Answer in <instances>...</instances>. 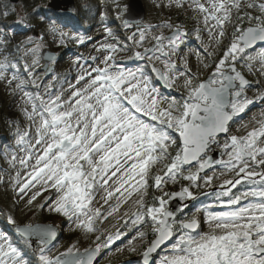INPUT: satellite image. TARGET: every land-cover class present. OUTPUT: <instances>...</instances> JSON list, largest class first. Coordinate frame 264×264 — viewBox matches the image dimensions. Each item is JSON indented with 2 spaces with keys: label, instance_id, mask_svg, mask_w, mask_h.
Listing matches in <instances>:
<instances>
[{
  "label": "snow or ice",
  "instance_id": "1",
  "mask_svg": "<svg viewBox=\"0 0 264 264\" xmlns=\"http://www.w3.org/2000/svg\"><path fill=\"white\" fill-rule=\"evenodd\" d=\"M177 6H183L180 0H177ZM192 6L193 10L204 14L206 25L210 20L216 22L214 27L220 29L217 43L225 35L224 26L231 23L233 27L229 44L203 80L192 72L186 60L185 71L180 72L172 59L187 34L180 26L173 27L167 21L147 24L130 19L127 6L116 17L124 29L135 27L126 40L136 46H142L154 28L172 29L170 35L161 33L152 37L151 47L134 53L138 59L161 61L162 69L153 64L151 70L168 87H173L178 78L186 77L183 82L186 95L180 100L168 99L167 107L162 106L163 98H158V90L152 86L151 78L143 68L125 70L117 64L115 54L126 45L118 41L112 28L105 27L104 32L117 42L102 43L97 49L108 53L101 61L103 66L97 65L79 75L76 84L69 86L71 95L67 100L62 93L53 94L51 81L45 86V95L39 92L42 84L37 83L39 77L34 69L40 66L35 57L41 52L42 45L38 40L42 36L34 33L14 45L18 54L34 56L31 65L25 63L23 66L32 79L28 82L21 79L16 89L23 90L28 84L37 89L35 93L24 92L25 104H30L31 110L25 106L22 111L30 125L27 131H17L16 143L23 146L26 153L19 163L30 171L24 182L17 172L16 185L20 194L36 185H41L40 191L54 189L57 198L50 211L63 215L85 233L99 231L98 222L102 223L116 213L133 193L138 194L136 211L131 214L130 222L137 227L149 225L150 233L155 237L142 253L143 264H152V253L162 245H167L168 251L155 264H264V110L259 119L252 118L254 126L244 136L231 135L223 145L228 149L227 160L216 162L208 155L213 144L218 142L217 137L228 135L231 123L242 118L257 101H264V92L253 98L246 94V89L252 85L237 69L241 64L242 68L252 72L259 64L255 70L264 74V3L208 0L206 5L201 0H193ZM116 7L119 8L118 3ZM253 7L258 8L260 14L253 15L248 11ZM0 15L7 16L8 10L0 11ZM20 23L26 31L31 29L23 21ZM69 24H72L71 20L61 21V24L49 20V31L59 33L60 44H65L66 38L83 44L84 36L62 30V25ZM209 32L211 35L212 30ZM29 44L33 47L25 51V45ZM257 47L259 51H256ZM45 55L47 63L43 68L46 74H51L58 54ZM81 59L83 57L77 56L76 62ZM89 59L95 61L99 57ZM16 67L17 64L5 57L0 61V78L5 70ZM16 79L14 75L12 80ZM56 79L53 75V80ZM81 84L83 87H79ZM142 117H150V120ZM33 126L34 136L31 135ZM11 159L14 163L17 158L13 155ZM193 162L198 165L196 171L184 175L185 168ZM213 163L223 165L234 177L224 180L222 191L217 192L220 204L228 210H204L209 225L207 232L198 231L200 221L196 216L178 219L176 212L168 207L172 198L195 199L190 186H183L178 192L153 195L151 203L146 201L150 179L153 181L151 186L157 190L169 181L175 183L178 178L199 187L201 179L205 184L212 182L214 177L201 176V173ZM157 164L164 165L162 174L153 177ZM238 185L246 190L234 194L232 189ZM101 189L103 205H108L107 209H103V205L92 206ZM40 191L31 196L28 205L36 200ZM113 199L115 203L109 204ZM7 223L23 239V246L36 253V264H99L104 250L121 236L119 231L98 235L94 246L81 249L72 243L53 254L59 232L54 223H17L11 215L7 217ZM127 224L128 221L125 226ZM146 234L138 232L133 239L143 238ZM26 255L7 232L0 230V264H33Z\"/></svg>",
  "mask_w": 264,
  "mask_h": 264
},
{
  "label": "rangeland",
  "instance_id": "2",
  "mask_svg": "<svg viewBox=\"0 0 264 264\" xmlns=\"http://www.w3.org/2000/svg\"><path fill=\"white\" fill-rule=\"evenodd\" d=\"M46 1L47 4L50 0ZM140 1L144 9V18L141 20L142 23L160 24L167 21L170 22L173 27H176L177 25L180 26L181 29L187 33L184 37L183 43L177 49L176 55L172 57V59L176 61L179 71H185L184 61L186 60L187 66L191 68L194 74L198 75L199 79L203 80L206 76H208L214 69L215 62L218 61V59L222 56L223 51L230 42L231 37L229 38L227 45L224 47L222 54L216 58V55L222 50L220 47L224 44L226 35L230 30L231 23L224 26L225 35L221 42L217 43V34L220 31L219 27H214L216 22L212 20H210L207 25L205 24L203 19L204 14L193 10V0H180V2L183 4L182 7L177 6V0ZM74 2L75 8L72 13L65 15V20H71L75 27H73L72 24L62 25V30L68 32L69 34L77 33L84 36L85 40L83 44H78L76 40L67 38L65 39V44H60L59 33L54 34L50 32L49 23L46 24L42 19L35 23L28 24L31 26V29L27 31L23 26L14 29L0 28V41H2L0 42V61H3L5 57H7L6 53L11 50L17 57L13 46L22 41L25 36H30L34 33L40 34L42 39H39L38 42L42 45L41 51L43 49H48L49 51L58 54V56L56 62L52 65L54 72L49 76H46L44 70H42L43 60L40 55L41 52L37 55V57H35L39 59L40 65L34 69L35 75L39 77L37 83L42 84V86L39 88V92L41 95H45V86H47L50 81L53 83V85H55L57 82L60 83L63 81L61 89L56 88L55 90L54 88L52 91L53 94L62 93L63 98L67 100V98L71 95L69 86L76 84V79L79 75L83 74L85 71H90L92 67L97 65L103 66L101 61L103 60L104 56L108 55V53L105 51H97L99 45L102 43L117 42V40H114L112 37H108L104 32V28L109 27L113 29V33L118 41L126 45L125 48L115 54L117 64L120 67H123L125 70L135 71L137 68H143L145 74L151 78L152 86L158 90V98H163L161 101L163 107H167L168 99L176 98L177 100H180L182 95H186V90L183 88V82L186 77L178 78L173 87H168L165 84L167 89H164L158 83L154 74L150 70L153 64H155L157 68L162 69L163 65L161 61H147L144 59H138L134 56L136 51H142L143 48L152 46V37L161 33L167 36L172 31V29L154 28L148 33V37L143 45L136 46L131 41L126 40V37L135 31V27L131 29H124L121 26V21L116 19L117 13L124 10L128 0H74ZM201 2L207 5L208 0H201ZM244 2L258 4L264 3V0H244ZM117 3L119 4V8L116 7ZM85 5L87 7H85ZM18 11L20 10L18 9ZM248 11H250L253 15L260 14V10L256 7L248 9ZM176 13L179 15L181 23H174V16ZM234 20L235 11L233 12V21ZM57 24L61 23L57 21ZM210 29L212 30L211 35L209 32ZM44 33L46 34L45 36ZM198 35L200 37L199 39L197 38ZM138 38L139 37H137V39ZM31 47H33L31 44L25 45V51ZM205 50L212 53V55H207ZM256 51H259V47H257ZM252 54L254 55L255 53L253 52ZM77 56H81L83 59H81L79 62H76ZM96 56L99 57L98 60L93 61L89 59V57ZM10 57H12V55H10ZM129 57H131V59H133L135 62L125 63L129 60ZM213 58L216 59L213 60ZM33 59L34 56L31 53H28L27 55L20 53V58L12 57L10 62L17 64L15 69L17 70V72H15L16 74L12 72V68H8L4 71L3 77L0 78V97L3 101L8 98L6 105H8L7 108H9V113L17 114V117L15 116V121L20 122V128L25 129L26 131L29 129L30 121L22 109L27 106L30 111L31 106L30 104H25L24 92L26 90H15V88L16 84L22 79L20 77L22 75L21 73H23L22 77L24 79H32V77L27 74L23 66L25 63L31 65ZM205 64L209 65V67L205 68ZM20 68L24 71L19 73L21 70ZM258 68L259 64H256L255 69ZM237 69L242 71V73L252 85L246 89V94L250 98H253L259 93L264 92V74H261V72L255 69L252 72H249L247 68H242L241 64L237 65ZM14 75L17 76L16 80H12ZM53 75H56L58 79L53 80ZM10 80H12L11 84L8 83ZM79 87H83V84L79 85ZM36 91L27 92L35 93ZM10 98L12 101H9ZM262 110H264V101H257L254 106H250L249 110L243 114L242 118H238L230 126L228 135H225V137L219 138L217 140L218 142L215 143V147H220L225 150L223 145L228 142V139L231 135L244 136L246 132L254 126L252 118L255 116L257 119H259ZM142 118L145 120H150V117ZM244 125H248V127L246 128ZM31 135H35L34 126ZM13 155H15L17 158L14 163L11 159ZM25 155L26 153L23 150V146H18L16 143H14L11 148H6L5 152L0 154V230L7 232L12 237L13 241L18 243V246L21 247L23 252H28V258L26 256V259L30 258V260L36 264L38 257L31 249L25 248L23 243H21V241L15 237L16 233L13 231L12 226L7 223V217L11 215L17 221V223H27L30 222V218L32 217L33 213L38 211V208L42 213V220L39 221L54 223L59 230V236L55 242L56 246L52 249L53 254L57 251H63L64 248L72 243H76L81 249L88 247L89 245L94 246L96 243V236L115 234L117 231H119L121 233L120 238L115 240V242L108 249L104 250L103 255L99 260V264H128L126 261L132 260V257L130 256L134 257L137 256V254L142 253L145 250V245L152 238H154V236L150 233L149 225L145 224L143 227H137L133 226L130 222L131 214L136 211L135 200L138 199V194L136 193H133V195L127 199L126 203H122L116 213L108 217L102 223L98 222L97 227L99 228V231L95 233H85L84 230L76 227L74 222H70L63 215L50 211L52 202L57 198V194L54 189L49 188L47 191H40L41 185H36L35 187L27 189L25 194H20L18 191L19 186L16 185L15 178L17 172L20 173L21 182H24L28 178L26 174L30 171V168H24L19 163V160ZM227 159L228 155L226 152L223 160ZM163 167V164H157L152 176L154 177L156 174H162L161 169H163ZM222 167L223 166L215 168L213 171L204 176H212L214 177L213 180L216 182H224L226 178L234 176L232 173H229L224 167ZM195 171L196 168H191V166L186 167L184 170V175ZM152 183L153 181L150 179V187L148 188V194L145 197L146 201L149 203H151V198L153 195L159 196L162 192L180 191L181 187L186 185L190 186L191 191L194 188H202L203 190L206 187L212 186L211 183L205 184L203 179L199 181V187H197L195 184H192L189 181L178 178L175 183L169 181L161 189L157 190L151 186ZM38 191H40V195L36 197V200L33 201L31 205H28V200ZM103 196L104 192L103 189H101L93 201V208L101 207V205H103ZM204 197H206V195H201V197H196V199H190L191 201L196 202V205L194 204L193 207L194 209H187V206L181 207L182 213H179L177 218L185 219L186 216L191 213L187 218L196 216L200 221V231L207 232L209 230V225L206 222L204 210L207 209L208 211L219 212L226 211L228 209L226 206L221 205L217 198L209 203L210 197ZM114 203L115 199L109 201V204ZM40 205H44V207L40 208ZM107 208L108 205H103V209ZM197 209H199V211H197ZM187 210H191V212L187 213ZM125 213L128 215H125ZM126 221H128L127 226H125ZM138 232H145L147 234L143 238L133 239L134 237H137ZM71 233L78 235L76 239L74 236L72 239H70V241H67L65 237ZM102 242L103 240L101 243ZM132 248H135L136 250L131 251L130 249ZM167 251L168 247L167 245H164L159 250L157 257L154 259L155 262L159 260L160 256L166 254ZM130 252L135 253V255L122 257ZM155 262L153 264H155Z\"/></svg>",
  "mask_w": 264,
  "mask_h": 264
},
{
  "label": "trees",
  "instance_id": "3",
  "mask_svg": "<svg viewBox=\"0 0 264 264\" xmlns=\"http://www.w3.org/2000/svg\"><path fill=\"white\" fill-rule=\"evenodd\" d=\"M18 2H17L18 4L17 3L13 4L9 0H0V11H3L5 9L8 10V15L7 16L0 15V28H5V29L20 28V27H22V24L20 23V21H23L26 24L35 23V22H37L39 20H42V19L45 21L46 24L49 23V20H55L56 22L59 21L60 23H61V21H65V15H63V14H61L59 12L50 11V10H48L46 8V2H47L46 0H19ZM16 8H18L21 12L18 11V9H16ZM174 17H175L174 23H181L179 15H177V13H176V15ZM234 22H235V20L233 21V23ZM232 31H233V27H232V24H230V30L228 31V33L226 35L224 44L220 47V49H222V50H221V52L219 54L216 55V58L219 57L222 54V51H223L224 47L227 45V43L229 41V38L231 37ZM45 35L46 34L44 33V36ZM10 55H12V57H14V58H17L15 56V54L13 53V51L11 50L8 53H6L8 61H10L12 59V57H10ZM216 58H213V60H215ZM130 62H135V61L133 59L129 58V60L126 61L125 63H130ZM15 69H11L14 74H16L15 72H17V70H15ZM21 71L23 72L24 70L21 69L19 71V73ZM207 71H209V70H207ZM21 74L22 75L20 77L25 82L30 81L28 79H24L22 77L23 73H21ZM62 83H63V81L60 82V83L57 82L54 85L53 89L54 88H55V90H56V88L57 89H61L62 88ZM24 89L26 91H32V92L36 91V88L34 86H32L31 84H28V86L25 87ZM15 90H16V88H15ZM7 101H8V98L5 101H3L2 98L0 97V154L4 153L6 148L9 149V148H11V146L14 143H16V140H17L16 133H17V131H20V132L26 131L25 129L20 128V122H18V121L16 122L15 121V116L17 114L16 113L15 114L14 113H12V114L9 113V108H7L8 105H6ZM9 101H12V99L10 98ZM175 188H178V187H175ZM175 188H174V190H175ZM197 190L198 189L194 188V189H192V192L195 194L197 192ZM194 204L196 205V202L195 201H191L190 204L187 205V209L193 208ZM189 212H191V210H187V213H189ZM180 213H182V210L180 211ZM41 215H42L41 210L38 208V211L33 213L32 217L30 218V221L42 220L41 219L42 218ZM189 215H187L186 217H189ZM77 235L74 234V233H71L70 235H67L65 238L67 239V241H70V239H72L74 236H75L74 238L76 239ZM15 237H17L19 239V241H21V243H23V239L19 238L18 234L17 235L15 234ZM26 253L28 254V252H26ZM139 254H137V255H139ZM128 255H135V253L130 252V253L122 256V257H126V256L128 257ZM119 257H121V256H119ZM119 257H117V258H119ZM130 257L133 258V256H130ZM27 258H28V256H27ZM126 262L128 264H130V263L140 264V263L135 262V261L133 262V260L126 261Z\"/></svg>",
  "mask_w": 264,
  "mask_h": 264
},
{
  "label": "water",
  "instance_id": "4",
  "mask_svg": "<svg viewBox=\"0 0 264 264\" xmlns=\"http://www.w3.org/2000/svg\"><path fill=\"white\" fill-rule=\"evenodd\" d=\"M9 1L11 3L15 4L19 0H9ZM126 6H127V15H128V18L133 19V20H137V21H140L141 22V20L144 18V9H143V6L141 4V1L140 0H128V2L126 3ZM46 8L48 10H50V11H55V12H59V13H61L63 15H68V14L72 13V11L74 10V8H75V2H74V0H50L46 4ZM170 34L171 33H169L168 35H170ZM13 48H14V51H15V53L17 55V58H20V53L18 54L16 52L14 46H13ZM45 53H53V52L49 51L48 49H43L41 51L40 55H41L42 60H43V66L45 65V63H47V59H46ZM43 66H42V70H44ZM151 72L154 74V76L157 79L158 83L164 89H167L164 80H162L159 77H157L156 76V73L153 72L152 70H151ZM45 75L46 76H49L50 74H46L45 73ZM208 76H206L204 79H206ZM220 136H223V134H221ZM213 159H214V161H216L217 157L216 156H213ZM194 163L195 162H193L192 164H194ZM206 171H207V169H205L201 174L205 173ZM176 192H178V191H176ZM181 202H182V200L179 197L172 198L170 200L169 204H168V207L170 208V210L175 211L176 212V215H177V213L179 211L178 209H180ZM186 202H188V201H186ZM58 236H59V232H58ZM155 253H152V255H151V261H152V263H153V256H154ZM132 260L138 261V262H140V263L143 264L142 253L139 254V255H137V256H135V257H133Z\"/></svg>",
  "mask_w": 264,
  "mask_h": 264
},
{
  "label": "flooded vegetation",
  "instance_id": "5",
  "mask_svg": "<svg viewBox=\"0 0 264 264\" xmlns=\"http://www.w3.org/2000/svg\"><path fill=\"white\" fill-rule=\"evenodd\" d=\"M237 120V119H236ZM233 123H231L230 124V126L232 125ZM223 137H225V135H223V136H221V137H217V140L219 139V138H223ZM226 152H228V149H222V148H217V147H215V144H213V146H212V148H211V150L209 151V153H208V155L209 156H211V157H213V156H216L217 157V159H216V162H218V161H220V160H223L224 159V157H225V154H226ZM221 166H223V165H221V164H219V163H213L212 164V166L209 168V169H207V171L205 172V173H203V174H201V176H204V175H207L208 173H210L211 171H213L215 168H218V167H221ZM197 167H198V165L196 164V163H194V164H192L191 165V168H196L197 169ZM223 168V167H222ZM230 173V172H229ZM233 174V173H232ZM234 175V174H233ZM234 176H231V177H228V178H226V179H232ZM225 179V180H226ZM211 184H212V186H210V187H206L205 189H203L202 190V188H198V190H197V192L195 193V195H196V197L198 198L199 196L201 197V195H206V197H204V198H207V196H208V198L210 199L209 200V203L211 202V201H213L214 199H216L217 198V192H219V191H222V188H221V185H223V182H216V181H214V180H212V182H211ZM246 189H245V187H242V186H240V185H238L236 188H234V189H232V192L234 193V194H239L240 192H243V191H245ZM222 199H226V197H221ZM196 199V198H195ZM184 201V200H183ZM191 202V201H190ZM189 202V203H190ZM188 203V204H189ZM183 206H185V203H182L181 204V207H183ZM187 206V205H186ZM200 228H201V225H200ZM200 228L198 229V231H200ZM159 254V251L158 252H156V257H157V255ZM155 257V258H156Z\"/></svg>",
  "mask_w": 264,
  "mask_h": 264
},
{
  "label": "bare ground",
  "instance_id": "6",
  "mask_svg": "<svg viewBox=\"0 0 264 264\" xmlns=\"http://www.w3.org/2000/svg\"><path fill=\"white\" fill-rule=\"evenodd\" d=\"M256 107V106H255Z\"/></svg>",
  "mask_w": 264,
  "mask_h": 264
}]
</instances>
